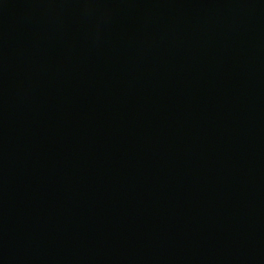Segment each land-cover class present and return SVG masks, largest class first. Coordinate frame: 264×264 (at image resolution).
Masks as SVG:
<instances>
[{
    "label": "water",
    "instance_id": "obj_1",
    "mask_svg": "<svg viewBox=\"0 0 264 264\" xmlns=\"http://www.w3.org/2000/svg\"><path fill=\"white\" fill-rule=\"evenodd\" d=\"M0 264H264V0H0Z\"/></svg>",
    "mask_w": 264,
    "mask_h": 264
}]
</instances>
